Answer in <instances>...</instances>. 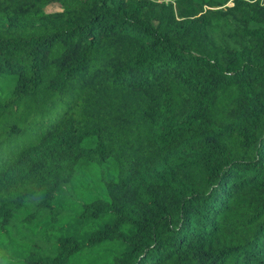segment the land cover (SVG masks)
<instances>
[{
	"label": "trees",
	"instance_id": "1",
	"mask_svg": "<svg viewBox=\"0 0 264 264\" xmlns=\"http://www.w3.org/2000/svg\"><path fill=\"white\" fill-rule=\"evenodd\" d=\"M0 264H264V0H0Z\"/></svg>",
	"mask_w": 264,
	"mask_h": 264
},
{
	"label": "rangeland",
	"instance_id": "2",
	"mask_svg": "<svg viewBox=\"0 0 264 264\" xmlns=\"http://www.w3.org/2000/svg\"><path fill=\"white\" fill-rule=\"evenodd\" d=\"M61 7L60 2L58 1H53L48 3L47 5L44 6L45 10H55V9H59Z\"/></svg>",
	"mask_w": 264,
	"mask_h": 264
},
{
	"label": "built area",
	"instance_id": "3",
	"mask_svg": "<svg viewBox=\"0 0 264 264\" xmlns=\"http://www.w3.org/2000/svg\"><path fill=\"white\" fill-rule=\"evenodd\" d=\"M165 1H171V2H174V0H165Z\"/></svg>",
	"mask_w": 264,
	"mask_h": 264
}]
</instances>
